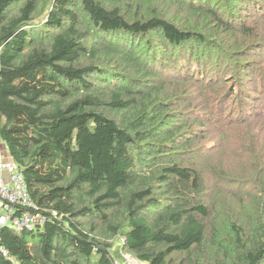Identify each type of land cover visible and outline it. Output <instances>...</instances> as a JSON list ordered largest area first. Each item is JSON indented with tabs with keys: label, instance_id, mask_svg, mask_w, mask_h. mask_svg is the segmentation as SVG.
Wrapping results in <instances>:
<instances>
[{
	"label": "trees",
	"instance_id": "obj_1",
	"mask_svg": "<svg viewBox=\"0 0 264 264\" xmlns=\"http://www.w3.org/2000/svg\"><path fill=\"white\" fill-rule=\"evenodd\" d=\"M261 133L264 0H0V264H264Z\"/></svg>",
	"mask_w": 264,
	"mask_h": 264
},
{
	"label": "built area",
	"instance_id": "obj_2",
	"mask_svg": "<svg viewBox=\"0 0 264 264\" xmlns=\"http://www.w3.org/2000/svg\"><path fill=\"white\" fill-rule=\"evenodd\" d=\"M43 216L31 200L22 173L10 161H0V230L8 226L16 230H33L45 224ZM1 238V235H0ZM0 255L7 251L0 246Z\"/></svg>",
	"mask_w": 264,
	"mask_h": 264
},
{
	"label": "rangeland",
	"instance_id": "obj_3",
	"mask_svg": "<svg viewBox=\"0 0 264 264\" xmlns=\"http://www.w3.org/2000/svg\"><path fill=\"white\" fill-rule=\"evenodd\" d=\"M258 131H260V129H257V130H252V133L253 134H255V133H258ZM240 135H246V131H242V132H240L239 133ZM258 138V143H259V145H261V146H263L264 147V134H259V136L257 137ZM207 144H209V142L207 143ZM229 151H230V154H227L226 155V157L225 158H221V156H219V155H216V163L219 165V164H221V165H225L226 167H228L227 168V173L228 174H231V175H233V176H235V175H237V176H240V175H238V174H236V169L233 167V166H235L234 164L235 163H237L238 161H240V162H244V160H242V157L243 156H241V158H240V160H239V158H238V156L236 155V154H232V149H233V147L230 145L229 146ZM2 154V155H1ZM7 152H6V149H5V146L2 144V142L0 141V161L2 160L3 161V159H1V157L2 158H4V156H6L7 157ZM244 158V157H243ZM5 161V160H4ZM242 166L243 167H241L240 169H239V171L240 172H242L245 168H251L252 167V164H251V160H249V161H247L246 163H243L242 164ZM248 174H250V173H248ZM225 198V197H224ZM226 199V198H225ZM226 201H228L230 204H231V206H232V208H234V211L236 212V208H238V206L236 205V202H235V200H233L229 195H228V198H227V200ZM115 246H117V244H115ZM122 260L124 261V263L125 264H140V263H138V262H136V261H134V260H132L129 256H127V255H123V257H122Z\"/></svg>",
	"mask_w": 264,
	"mask_h": 264
},
{
	"label": "crops",
	"instance_id": "obj_4",
	"mask_svg": "<svg viewBox=\"0 0 264 264\" xmlns=\"http://www.w3.org/2000/svg\"><path fill=\"white\" fill-rule=\"evenodd\" d=\"M2 158V157H1ZM6 158V159H5ZM3 160H5V161H10L11 159H10V157L7 155V157L6 156H4V158H2Z\"/></svg>",
	"mask_w": 264,
	"mask_h": 264
},
{
	"label": "bare ground",
	"instance_id": "obj_5",
	"mask_svg": "<svg viewBox=\"0 0 264 264\" xmlns=\"http://www.w3.org/2000/svg\"><path fill=\"white\" fill-rule=\"evenodd\" d=\"M1 155H2V154H1ZM1 159H2V158H1ZM5 159H6V158H5ZM3 161H4V160H3ZM49 216H50V215H49ZM49 216H48V217H49ZM50 219H51V218H50ZM50 219H49V221H50ZM42 226H43V225H42ZM40 227H41V226H40ZM6 228H7V227H6Z\"/></svg>",
	"mask_w": 264,
	"mask_h": 264
}]
</instances>
